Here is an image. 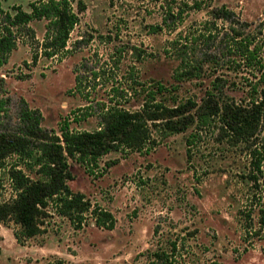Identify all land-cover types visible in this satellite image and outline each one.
<instances>
[{
	"label": "rangeland",
	"instance_id": "1",
	"mask_svg": "<svg viewBox=\"0 0 264 264\" xmlns=\"http://www.w3.org/2000/svg\"><path fill=\"white\" fill-rule=\"evenodd\" d=\"M1 1L7 10L21 6L28 11L36 0ZM184 1L191 5L195 0H72L80 20L70 35L68 51L53 57L46 56L44 48L48 20L32 21L20 29L17 48L0 68V77L6 79L0 82V98L12 99L7 107L14 116L25 99L42 112L44 128L59 131L77 109L91 104L99 110V100L108 96L109 86L94 88L88 81L83 90L91 99L82 96L76 89L80 65L108 62L115 51L123 50L117 76L130 104L138 107L136 91L140 93L151 82L173 84L179 61L165 50L168 41L207 19L212 7L225 5L234 10L252 23L250 31L264 42V0H198L202 8H185L180 24L157 33L149 31L148 25L162 24L168 6L177 11ZM133 47L142 53L141 60ZM110 61L114 66V60ZM215 71L216 75L223 73ZM215 71L208 70L204 80L184 81L178 90L166 91L165 99L169 103L172 97L199 99ZM246 71L231 73L237 88L232 84L231 96L247 97L253 78ZM80 73L89 75L85 68ZM99 122V116L92 115L73 121L71 129L94 130ZM192 130L163 138L154 132V147L113 151L99 166L91 167L92 174L71 162L75 174L71 188L84 193L94 207L111 211L115 228L97 226L90 213L79 227L59 215L52 204L46 232L24 244L17 241L13 222L0 224V264H146L154 251H170L175 243L170 264H264V161L263 174L255 185L249 178L251 150L244 142H219V132L213 128L204 129L189 160L186 138ZM258 137V143L264 139V128ZM0 182V199L13 197L7 177L2 176Z\"/></svg>",
	"mask_w": 264,
	"mask_h": 264
},
{
	"label": "trees",
	"instance_id": "2",
	"mask_svg": "<svg viewBox=\"0 0 264 264\" xmlns=\"http://www.w3.org/2000/svg\"><path fill=\"white\" fill-rule=\"evenodd\" d=\"M202 6L203 2L198 0L191 5L184 1L177 11L168 6L162 24L148 25V29L157 33L164 27L171 28L183 22L185 8ZM29 8L28 11L21 6L7 10L0 0V68L17 48L20 29L34 20H48L46 56L68 51L70 35L80 20L72 0H36ZM80 10H84L82 4ZM207 17L168 41L165 50L179 61L173 70V84L168 87L162 82H151L140 93L136 91V101L141 102L138 107H134L136 103L130 104L118 79L116 69L120 68L124 52L118 49L119 53L115 51L110 59L114 60V66L110 60L93 67L84 62L80 65L76 89L82 96L87 101L91 99L83 90L85 81L94 88L109 86L108 96L99 100V110L91 104L77 109L75 117L61 123L59 131L44 128L42 112L31 108L25 99H21L19 113L14 116L7 107L12 99L0 98V181L6 176L14 192L10 199H0V224L13 222L19 243L46 232L45 220L52 204L59 215L68 217L79 227L90 213L97 226L114 229L116 219L111 211L98 205L94 207L84 193L71 188L69 182L75 179L71 162L80 164L89 173L91 167L99 166L101 159L113 151L151 149L152 143L157 144L154 132L161 133L163 138L192 127L186 138L189 160L193 157L192 148L202 141L204 129H217L219 142H244L251 150L253 174L249 178L257 185L264 161V139L257 142L264 128V42L250 31L251 22L242 20L225 5L210 8ZM133 48L141 60L142 53H136L137 47ZM110 66L112 69H108ZM81 68L88 70L89 75H81ZM208 70L223 73L216 75L215 71L209 75L212 79L204 87L202 97L182 101L172 97L171 103L165 99L166 91L178 90L184 81L204 80ZM240 71H246L253 78L248 80L247 97L242 99L229 93L232 84L237 89L231 73ZM5 81L0 77L2 84ZM92 115L100 118L96 129H71L73 121L80 122ZM256 234L259 236V231ZM176 248L175 243L170 251H154L146 264H170V252Z\"/></svg>",
	"mask_w": 264,
	"mask_h": 264
}]
</instances>
